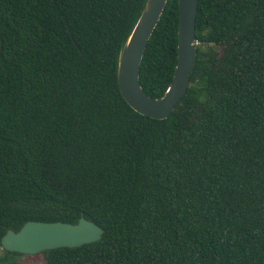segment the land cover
<instances>
[{
  "label": "trees",
  "instance_id": "obj_1",
  "mask_svg": "<svg viewBox=\"0 0 264 264\" xmlns=\"http://www.w3.org/2000/svg\"><path fill=\"white\" fill-rule=\"evenodd\" d=\"M146 2L0 0V264H31L2 247L9 229L82 216L102 238L47 264H264V0H199L190 85L165 119L118 82ZM178 31L167 0L140 68L153 97Z\"/></svg>",
  "mask_w": 264,
  "mask_h": 264
},
{
  "label": "water",
  "instance_id": "obj_2",
  "mask_svg": "<svg viewBox=\"0 0 264 264\" xmlns=\"http://www.w3.org/2000/svg\"><path fill=\"white\" fill-rule=\"evenodd\" d=\"M167 0H147L118 61V82L128 103L139 113L167 118L186 94L197 60L196 21L199 0H179L178 56L173 80L161 97L149 95L140 82V68L148 42L159 23ZM1 39L0 51L4 41ZM79 49L80 46L76 42ZM104 229L82 216L77 223L29 220L2 237V247L24 254H37L57 247H77L102 238Z\"/></svg>",
  "mask_w": 264,
  "mask_h": 264
},
{
  "label": "rangeland",
  "instance_id": "obj_3",
  "mask_svg": "<svg viewBox=\"0 0 264 264\" xmlns=\"http://www.w3.org/2000/svg\"><path fill=\"white\" fill-rule=\"evenodd\" d=\"M43 253L37 254H24L20 257L22 262H29L31 264H47V261L43 257Z\"/></svg>",
  "mask_w": 264,
  "mask_h": 264
},
{
  "label": "flooded vegetation",
  "instance_id": "obj_4",
  "mask_svg": "<svg viewBox=\"0 0 264 264\" xmlns=\"http://www.w3.org/2000/svg\"><path fill=\"white\" fill-rule=\"evenodd\" d=\"M24 254V253H23Z\"/></svg>",
  "mask_w": 264,
  "mask_h": 264
}]
</instances>
